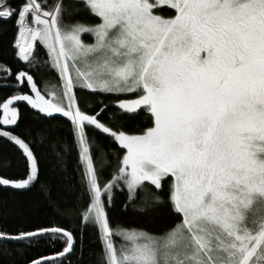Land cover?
<instances>
[{
	"label": "snow or ice",
	"instance_id": "obj_1",
	"mask_svg": "<svg viewBox=\"0 0 264 264\" xmlns=\"http://www.w3.org/2000/svg\"><path fill=\"white\" fill-rule=\"evenodd\" d=\"M0 24L16 65H0V172L24 177L0 189L38 187L55 216L0 242L88 264L93 230L95 264H264V0H0ZM22 104L40 126L21 134ZM49 163L71 211L41 181ZM118 197L167 221L123 224Z\"/></svg>",
	"mask_w": 264,
	"mask_h": 264
},
{
	"label": "trees",
	"instance_id": "obj_2",
	"mask_svg": "<svg viewBox=\"0 0 264 264\" xmlns=\"http://www.w3.org/2000/svg\"><path fill=\"white\" fill-rule=\"evenodd\" d=\"M19 0H10V3L15 6ZM8 28L7 32L0 31V65L10 66L15 68L13 64V57L8 50V42L12 39L13 29L10 24H0V29ZM43 57H41V61ZM39 86L43 88L47 83L51 88L55 85L56 81L53 77L46 73L37 76ZM14 94L11 89L0 87V100ZM102 98V97H101ZM97 98L93 96L81 95L82 104L87 101L94 103ZM20 127L15 129L17 133H24L27 130L35 129L40 126V121L30 108L25 105H20ZM133 128H141L145 126L146 120L143 116L138 117L135 121L130 122ZM35 135V132L33 133ZM72 175L69 170V176ZM0 177L10 179H20L23 177L22 170L18 169L15 164L7 172H0ZM41 181H47L52 189L53 198L59 203L62 210H69L74 197H67L64 192V185L67 182V177L61 178L54 174L51 164H46L42 169ZM123 197L117 199V211L113 213V218L123 224H139L144 225L147 230L155 232L166 221L167 216L163 211L150 214L149 217L122 214L119 210V203ZM53 209L49 208L48 204L43 199L38 191V187H34L30 191H14L0 189V230L6 232H14L17 228L32 222L47 221L54 219ZM67 226L75 228L76 223L74 220L65 221ZM95 241V232L89 230L85 234L86 250L85 256L88 258V264H95V256L93 252L96 250L97 245ZM41 254L51 255V249L48 247L40 246L34 248H27L23 244L16 243H2L0 242V264H30L32 259L38 258ZM78 256L71 258L73 264Z\"/></svg>",
	"mask_w": 264,
	"mask_h": 264
},
{
	"label": "rangeland",
	"instance_id": "obj_3",
	"mask_svg": "<svg viewBox=\"0 0 264 264\" xmlns=\"http://www.w3.org/2000/svg\"><path fill=\"white\" fill-rule=\"evenodd\" d=\"M83 38H84L86 41H88V42L91 41V38H90L89 36H87V35H85Z\"/></svg>",
	"mask_w": 264,
	"mask_h": 264
}]
</instances>
